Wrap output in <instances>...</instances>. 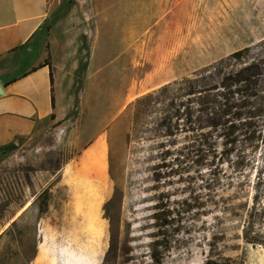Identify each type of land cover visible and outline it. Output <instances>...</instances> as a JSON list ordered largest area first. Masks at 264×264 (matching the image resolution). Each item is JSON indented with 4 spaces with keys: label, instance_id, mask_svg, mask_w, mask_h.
I'll return each mask as SVG.
<instances>
[{
    "label": "rangeland",
    "instance_id": "rangeland-1",
    "mask_svg": "<svg viewBox=\"0 0 264 264\" xmlns=\"http://www.w3.org/2000/svg\"><path fill=\"white\" fill-rule=\"evenodd\" d=\"M51 2L53 59L70 56L75 67L58 73L61 120L34 146L0 160V233L25 211L31 225L46 193L39 264H152L149 244L162 210L175 231L166 234L170 249L160 264H264L261 157L248 184L225 166L223 186L207 191L197 166L168 176L155 167L154 141L129 137L135 99L264 39V0ZM178 143L190 145L183 137Z\"/></svg>",
    "mask_w": 264,
    "mask_h": 264
},
{
    "label": "trees",
    "instance_id": "trees-1",
    "mask_svg": "<svg viewBox=\"0 0 264 264\" xmlns=\"http://www.w3.org/2000/svg\"><path fill=\"white\" fill-rule=\"evenodd\" d=\"M44 65L49 67L52 83L49 58ZM129 110L133 112L129 137H149L160 149L156 169L178 176L193 164L208 176L204 189L215 191L223 186L219 174L226 166L248 184L246 175L255 169L256 159L261 157L264 162V39L142 95ZM147 118L150 121L144 122ZM142 122L144 131L138 129ZM179 137L188 139L190 145L177 148ZM2 150L10 153L16 147L9 144ZM46 196L40 195L42 202L31 225L24 222L25 211L0 233V264H39L37 224L47 210ZM205 203L202 216L212 213ZM156 209L160 211L159 206ZM170 214L162 210L155 216L159 223L156 239L149 244L152 264H160V257L170 249L164 240L167 232L175 231ZM243 239L258 243L246 236Z\"/></svg>",
    "mask_w": 264,
    "mask_h": 264
},
{
    "label": "crops",
    "instance_id": "crops-1",
    "mask_svg": "<svg viewBox=\"0 0 264 264\" xmlns=\"http://www.w3.org/2000/svg\"><path fill=\"white\" fill-rule=\"evenodd\" d=\"M52 8L51 0H0V160L4 146L12 144L19 151L37 144L65 109L56 87L58 73L64 64L69 70L75 66L67 55L63 61L53 59L49 37L55 24H48ZM48 58L52 83L44 65ZM102 137L103 129L81 154Z\"/></svg>",
    "mask_w": 264,
    "mask_h": 264
}]
</instances>
